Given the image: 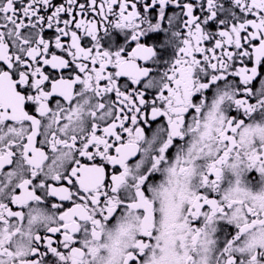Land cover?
<instances>
[{"label": "snow or ice", "instance_id": "1", "mask_svg": "<svg viewBox=\"0 0 264 264\" xmlns=\"http://www.w3.org/2000/svg\"><path fill=\"white\" fill-rule=\"evenodd\" d=\"M0 264H264V0H0Z\"/></svg>", "mask_w": 264, "mask_h": 264}]
</instances>
